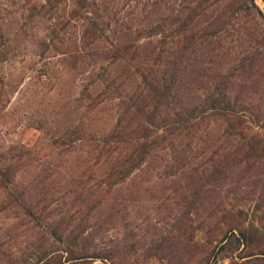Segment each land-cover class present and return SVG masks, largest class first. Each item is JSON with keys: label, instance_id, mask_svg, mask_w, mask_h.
Instances as JSON below:
<instances>
[{"label": "rangeland", "instance_id": "obj_1", "mask_svg": "<svg viewBox=\"0 0 264 264\" xmlns=\"http://www.w3.org/2000/svg\"><path fill=\"white\" fill-rule=\"evenodd\" d=\"M77 1L0 0V162L5 153L17 151L9 149L13 145L21 143L31 151L17 164L22 169L15 183L0 186V264H38L53 249L64 258L63 247L72 239L69 233L79 232L77 174L84 172L91 191L96 180L87 175L107 162L105 154L96 162L95 152L83 150L95 151L98 135L92 127L104 130L116 118L113 105L119 98L113 96L106 72L111 51L104 49L109 23L126 14L128 19L119 21L122 27L137 23L139 9L154 7L155 0H85L82 6ZM166 1L169 7L180 3ZM255 2L264 13V1ZM212 6L208 13L224 15L220 25L231 19L223 27L225 36L221 41L208 36L200 47L201 30L194 28L197 37L188 54L191 101L199 107L201 99L203 120L197 115L200 122L191 135H171L174 150L169 154L167 149L151 151L123 182L113 185L110 198L117 203L112 215L104 224L98 221L103 217L88 219L82 233L91 235L86 247L103 245V239L114 254L105 261L96 258L83 264H207V260L232 264L233 259L241 260L240 255L251 248L240 252L234 240L230 241L233 248L231 243L216 246L225 226L223 219L220 222L224 214L215 211L211 216L210 211L220 202L226 213L239 215L245 225L258 226L257 235L264 229V148H259L264 142V18L254 7L233 13L239 0H216ZM94 19L101 30L91 29L83 37L85 25ZM135 37L136 43L145 44L160 35ZM242 71L248 80L245 87L240 85ZM124 91L120 87L119 93ZM229 101L234 110L223 114L222 106ZM94 111L99 119L77 126L81 113L91 116ZM204 140L209 146H195ZM250 143L255 144L253 149ZM35 156L48 161L35 168L38 173L33 172ZM160 156L167 160L161 162ZM88 157L86 166L80 167L78 160ZM212 157L230 165L228 177L218 178L220 185L204 184L206 177L194 180L207 175ZM184 159L188 165L181 167ZM29 189L32 202L43 197L40 224L16 204V194L24 192L28 199ZM100 224H106L105 230L98 228ZM51 230L64 239L53 236ZM259 243L264 247V237Z\"/></svg>", "mask_w": 264, "mask_h": 264}, {"label": "trees", "instance_id": "obj_2", "mask_svg": "<svg viewBox=\"0 0 264 264\" xmlns=\"http://www.w3.org/2000/svg\"><path fill=\"white\" fill-rule=\"evenodd\" d=\"M84 1L78 0L77 2L82 6ZM115 1L119 2L120 0ZM182 1H184V4ZM179 2L178 6L169 7L166 0L165 2L155 0L153 3L154 7L146 8V6L139 9L138 15L140 17L136 19L137 23L135 24H127L123 27L119 24L120 20L125 21L126 18L128 19L130 16L128 14L110 21L108 27L110 33L106 39L108 45H104V49L111 51V55L108 57L110 68H107L106 72L111 78V92L114 93L113 96L119 98V101L113 105L116 118L112 123H109V127H104V130L92 127L95 128L97 131L95 134L98 135V137H95L96 143L92 148L95 151L90 149H84L83 151L85 153L95 152L96 162H99L105 154V161H107L105 164H108V161L111 163L107 167H105L104 163H99V166L93 167V173L87 175L90 178L91 176L94 177L96 180L94 189L91 191V186L86 185V180L83 179V176H85L84 172L77 174V183L81 185L80 190H77V195L80 196V198L77 197V228L79 232L76 234L69 233L72 239L69 237L65 247H63L66 252L64 258H62L61 254L56 255L59 251L53 249L48 254L42 255L38 264H65L66 261H68V264H83L86 260L99 258L105 261L108 258H112L114 254L112 247L107 249L106 241L103 239L100 241L103 245L98 243L92 249L86 247L85 243L87 240H91V235L86 236V234L82 233L85 222L90 218L103 217L102 220L98 219V221L103 222V224L106 223L117 203L110 198V190L113 185L123 182L133 169L143 163L146 154L151 151L167 149L166 153L169 154L170 149L173 148L170 136L181 132H187V134L191 135L192 130L198 128L196 125L200 122L199 118L201 117V120H203L204 115L201 113L204 110L201 106L203 103L200 99L199 107L193 104V101H191L193 95L190 93L192 89L189 80L191 64L188 54L193 39L197 37L193 29L201 30L199 36L203 39L201 41L197 40L201 47L202 41L208 36H213L215 40L221 41L226 33L223 28L225 22H230L231 19L227 18L224 21V25H220L221 17L224 15L208 13L216 0H179ZM251 7H254L256 12L264 18V13L255 0H239V7L235 6L232 12L234 13L237 8L250 10ZM232 12L230 13V18L233 14ZM114 15H116L115 11ZM89 23V25L86 24L84 27V31L81 34L83 37L88 35L91 29L100 31L102 28L101 24L96 22V19ZM191 23H193L192 26L190 25ZM197 24H199V27H197ZM212 26L215 27L213 28ZM209 27L213 29L206 30ZM262 31V35H264V28ZM156 33H159L160 37L155 41L148 40L145 44L136 43V38H138L135 37L136 35L145 34V36H150ZM91 34L94 35L93 31ZM261 46L264 50V43ZM11 48L14 49V47ZM79 51H82V49H79ZM257 52L260 51L257 50ZM262 52L264 54V51ZM241 68L244 71L245 67L242 66ZM243 71L240 73L241 78L239 79L240 85L245 87L248 80ZM120 87L125 90L122 94L119 93ZM222 108L225 109L224 113L221 111L223 114L226 112L232 113L234 110L230 101L223 105ZM98 113L94 111L91 116L81 113L77 119V126L83 127L85 122L90 123L94 119H99ZM215 114H218V111ZM197 115H199V118L196 119ZM261 122H263L261 125L264 128V119ZM229 123H231L232 128H238L237 124L231 121ZM92 124L94 125L95 123L93 122ZM40 128H42V124ZM257 135L260 136L259 134ZM204 143H206V140L202 142L203 145L196 142L195 146L205 147ZM186 146L190 145L186 144ZM254 147V143L249 144V148L253 149ZM15 148H17L16 152L5 153L0 162V186L4 188L8 187L9 183H15L16 174L22 169L17 164L21 161L23 155L31 154L30 148L21 143L9 147L10 150ZM259 148H264V142L259 145ZM89 159L88 157L84 160L82 158L78 160L80 167L86 166L84 161L87 162ZM32 160L36 162L33 167V172L37 171L36 173H38L39 169L35 168L39 167L40 163H48L47 160L42 162L38 156L33 157ZM160 160L164 162L167 159L160 156ZM210 160L212 161L207 175L203 176V173L200 175L201 178H194V180L201 181L206 177L204 184L215 185L218 183L217 185H220L218 178L228 177V169H232L229 164H223V160L216 161L214 157ZM180 162L181 167L188 165V161L185 159L180 160ZM232 162L235 163V159ZM28 164L32 163L27 162ZM33 177L34 174L32 175ZM27 188H25V192H27ZM31 190H28V194L30 193L28 199L27 197L25 198L24 192L20 191L19 193L21 194H16V204L20 205L25 213L30 214L35 224L38 220V224H40V205L43 197L32 202V199H30ZM193 192L197 193V191ZM220 204L221 202L218 205L215 204V207H213L215 209L212 208L210 211L211 216L215 211H222L224 214L220 222L223 219L225 226L216 242L218 243L216 246L219 249L224 248L227 243H231L230 241L234 240L240 244V252L248 247L251 249L246 250L245 252L247 253L240 255V258L244 257L243 259H233L232 264H263L264 247H260L261 243H259V240L264 237V229L260 230V234L257 235L260 229L258 226L252 222L245 225L239 215L234 214L233 216V213H226V207L222 208ZM226 215L230 219H227ZM105 225L100 224L98 228L105 230ZM217 227H220V225L218 224ZM55 232L51 230L53 236L60 240L64 239L61 233L56 235ZM93 236H95V233H92ZM255 236L258 237L257 241ZM230 247L233 248V245ZM212 251L213 248H210L209 257ZM207 264H214V260L211 262L207 260Z\"/></svg>", "mask_w": 264, "mask_h": 264}]
</instances>
